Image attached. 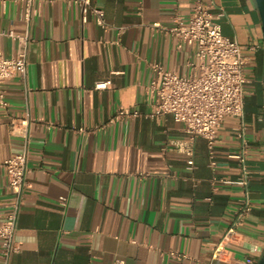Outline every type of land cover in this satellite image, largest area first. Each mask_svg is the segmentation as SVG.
Masks as SVG:
<instances>
[{
  "label": "crops",
  "instance_id": "obj_1",
  "mask_svg": "<svg viewBox=\"0 0 264 264\" xmlns=\"http://www.w3.org/2000/svg\"><path fill=\"white\" fill-rule=\"evenodd\" d=\"M90 1L104 11L107 28L92 15L84 21L77 5H40L29 31L26 82L18 76L5 87L0 223L13 201L3 162L26 147L29 152L30 188L16 236L21 252L12 264H258L264 254V35L256 0H204L222 14L223 35L249 59L246 175L230 158L241 151L238 120L221 126L212 170L204 139L189 145L184 125L170 115L145 118L154 63L183 77L198 72L196 48L163 30L173 26L175 11L188 18L190 0ZM11 32L26 36L20 7L8 3L0 5L6 58L21 46ZM122 108L142 116L109 124ZM174 142L191 146L193 171ZM245 193L251 213L225 240Z\"/></svg>",
  "mask_w": 264,
  "mask_h": 264
},
{
  "label": "built area",
  "instance_id": "obj_2",
  "mask_svg": "<svg viewBox=\"0 0 264 264\" xmlns=\"http://www.w3.org/2000/svg\"><path fill=\"white\" fill-rule=\"evenodd\" d=\"M56 1H63L69 6L77 5L82 8L84 21L88 15H92L100 28L108 27L104 11L93 6L90 0H0L3 7L8 3L20 7L21 19L26 27L25 37L9 33L10 37L20 42L17 56L6 58L0 53V110L7 111L9 107L5 93L6 85L18 76L24 83L26 82L29 66V31L34 19L39 16L40 5L53 4ZM190 2L188 18L185 19L179 11H175L172 16L173 26L163 30L180 42L196 48L198 72L183 77L166 70L160 63H154L151 66L153 78L147 87V103L151 112L145 115V118L154 120L170 115L175 122L184 125L189 145L198 138L204 139L209 150L208 166L212 170L217 167L216 143L221 126L228 118L238 120L239 124L235 131L241 142V151L230 158L238 162L242 173L246 175L245 162L249 142L246 137L244 106L245 89L250 83L247 76L249 59L243 55L242 49L235 41L223 35L219 23L222 14L212 13L204 0ZM251 49L254 50L255 47ZM109 84L110 82L99 84L96 88L104 90ZM141 116L139 111L122 108L115 113L109 124L134 120ZM187 143L172 144L178 152L190 157L187 170L193 171L195 168L192 160L193 150ZM28 160L29 152L26 147L21 153L12 155L3 162L13 201L9 205V213L0 223L1 264H12L13 257L21 252V243L16 236L25 192L30 188ZM214 182L224 183V180L215 178ZM62 205H66V199H62ZM251 210L250 197L245 193L236 213L235 226L228 231L225 240L235 232L236 226L244 224ZM222 248V244L215 248L214 259L219 257ZM170 256L175 259L185 258L184 255L174 252H171ZM115 264L124 263L117 261Z\"/></svg>",
  "mask_w": 264,
  "mask_h": 264
},
{
  "label": "water",
  "instance_id": "obj_3",
  "mask_svg": "<svg viewBox=\"0 0 264 264\" xmlns=\"http://www.w3.org/2000/svg\"><path fill=\"white\" fill-rule=\"evenodd\" d=\"M257 8L259 11L261 23H262V30L264 35V0H256ZM258 264H264V254Z\"/></svg>",
  "mask_w": 264,
  "mask_h": 264
}]
</instances>
